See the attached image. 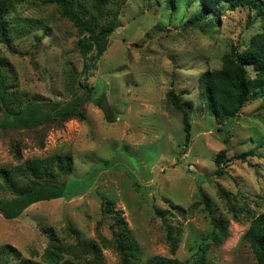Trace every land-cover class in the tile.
Returning <instances> with one entry per match:
<instances>
[{"label":"rangeland","instance_id":"rangeland-1","mask_svg":"<svg viewBox=\"0 0 264 264\" xmlns=\"http://www.w3.org/2000/svg\"><path fill=\"white\" fill-rule=\"evenodd\" d=\"M174 4L172 9L164 0H126L120 9L111 8L116 29L97 61L79 54L77 30L55 5L27 0L8 13L9 18L18 16L21 29L30 27L11 43L19 54L0 44L11 91L48 105L77 97L83 102V118L0 129V169L32 158L69 155L73 170L63 180L69 181L67 191L76 193L70 200L34 203L12 220L0 214V264L22 259L53 264L68 257L85 264L78 243L90 241L99 246L102 264H120L112 216L101 212L103 198L113 202L132 234L138 264L154 255L193 264L201 242L210 244L212 233L207 210L195 205L199 191L208 197L212 214L226 220L228 231L220 246L210 245L206 258L214 264H256L243 235L252 215L264 213V108L259 100L250 101L235 117L215 121L204 112L200 94L202 76L222 69L231 47L242 51L259 23L245 11L222 10L210 28L206 20L195 18L196 2ZM83 11L88 17L90 12ZM107 11L103 25L110 21ZM170 89L187 110L188 143L181 113L167 100ZM222 149L225 175L217 178L213 161ZM244 153L250 154L235 159ZM216 185L229 193L232 207L244 212L230 210ZM9 196L0 190V199ZM166 225L178 238L173 256Z\"/></svg>","mask_w":264,"mask_h":264},{"label":"trees","instance_id":"trees-1","mask_svg":"<svg viewBox=\"0 0 264 264\" xmlns=\"http://www.w3.org/2000/svg\"><path fill=\"white\" fill-rule=\"evenodd\" d=\"M27 0H0V44L11 54H19L18 50L12 47L13 40L20 39L26 35L30 27L20 28L18 16L8 17L15 4ZM126 0H42L47 4L57 7L62 18L69 20L76 28L78 39L76 46L79 54L90 60L97 61L105 52L108 38L115 31L114 12L109 13L113 8L118 10ZM172 9L175 7L174 0H164ZM197 3L198 17L206 20L213 28L217 18L222 16L223 11H245L259 23L258 30L249 38L248 43L240 52L235 47L230 48L229 54L223 58V68L207 72L202 76L201 100L203 110L215 121L228 120L235 117L243 106L254 100H259L264 108V0H191ZM84 8L88 10L89 16L85 17ZM104 15L110 17V21L103 25L101 19ZM207 13V16L205 14ZM10 19L16 22L11 25ZM208 25V26H209ZM47 31V29H46ZM47 34V33H45ZM40 41V39H38ZM25 55L27 53H24ZM7 61L0 59V129L20 130L31 129L48 121H67L70 119H82L83 114L79 108L83 102L73 98L62 105L55 103L48 105L46 101L23 100L20 94L13 93L10 89V80L6 71ZM87 64L85 65V67ZM253 77H249V71ZM81 88L84 86L80 85ZM171 106L181 113V125L184 142L188 143L190 138V122L187 110L181 103L179 96L173 89L166 94ZM95 102L102 103L103 99H95ZM107 116V115H106ZM110 122V118L106 119ZM250 153L237 155L235 159H244ZM14 158L20 161L18 149L14 150ZM226 160V149L219 151L214 158L215 177L225 175L223 163ZM73 170V163L69 155L54 154L44 158H32L20 162L10 169H0V190L10 194L9 199H0V214L7 220L19 217L22 212L34 203L49 201L57 198L70 200L75 194L67 191L69 181H64ZM217 193L229 201L227 207L236 210L237 213L244 212L243 208L231 206L229 193L221 186L216 185ZM195 205H203L212 226V233L208 236L211 242H201L198 247V257L193 264H214L206 258L210 245L220 246L228 238L226 220L222 217H215L211 212L208 197L198 192V202ZM175 208L178 213L184 215L186 209ZM247 210H245L246 212ZM101 212L112 216L113 228L116 233L113 236L115 250L120 257V264H138V248L136 242L120 212L114 209L110 199L102 200ZM73 232V231H72ZM115 232V231H114ZM165 239L169 246L170 254L173 256L178 247L177 234L173 227L166 225ZM248 243L256 264H264V213L253 216L249 226L243 235ZM51 242L53 239L51 238ZM78 246L86 256L85 264H102L101 250L97 243L90 241L86 244L78 243ZM8 248V247H7ZM14 252V250H12ZM47 257L56 258L54 253H46ZM16 264H40L26 259ZM53 264H82L77 258L56 260ZM142 264H184L174 257L154 255L147 258Z\"/></svg>","mask_w":264,"mask_h":264}]
</instances>
